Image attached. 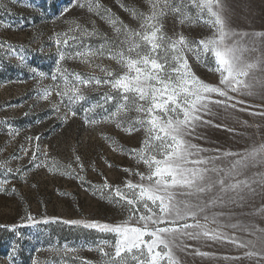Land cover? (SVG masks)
Listing matches in <instances>:
<instances>
[{
	"label": "rangeland",
	"instance_id": "374dc122",
	"mask_svg": "<svg viewBox=\"0 0 264 264\" xmlns=\"http://www.w3.org/2000/svg\"><path fill=\"white\" fill-rule=\"evenodd\" d=\"M80 2L85 5L83 8L75 6L76 0H0V43L3 44L0 47V264H102V254L96 249L103 241H108L104 251L114 253L111 246L114 234L99 233L82 225L69 226L57 220L121 222L126 219V213L114 203L116 187L126 191L127 181L147 184L139 175H148L147 166L130 151L143 146L145 132L139 125H136L138 131H125L136 113L127 116L121 113L116 118L105 119L107 113L97 109L89 114L90 119L97 122L88 123L82 109L90 104H75L72 110L77 116L61 122L64 113L69 111L64 106L68 98L64 97L61 102L57 92L65 86L70 90L76 84V75L103 80L109 78L107 72L115 75L121 70L107 48L102 54L98 51L104 43L101 36L86 38L94 55L59 62V66L67 70V85L60 77L51 80L50 74L57 66L58 50L70 54L84 51L80 45L71 47L72 40L69 46L57 45L58 33L77 36L81 35V28L95 29L110 39H122L124 26L139 30L141 20L133 10L137 14H148L149 0ZM223 4L229 26L237 33L229 42H237L245 62L260 61L258 67L243 78L252 85L254 94L230 92L236 100L244 101L235 109L225 111L212 106L217 113L213 123L231 131L215 127L200 129L205 138L194 137L192 143L209 150L220 148L231 152L259 149L264 147V115L254 113L264 112V37L251 33H264V0H223ZM65 9L69 11L61 15ZM187 11L192 20L184 25L171 14L165 16L164 29L169 35L182 33L198 40L213 34L212 27L196 20L198 10L189 8ZM117 27L121 28L120 34L115 31ZM21 56L25 57L23 65ZM34 69L37 75H33ZM39 72L45 76H39ZM197 75L219 85V73L200 67ZM56 85L58 88H54ZM79 87L91 103L111 91L106 85L81 84ZM46 90L51 92L48 99L43 98ZM218 98L213 96V99ZM54 105L60 106L59 113L52 111ZM106 107L109 112L114 111L112 104ZM27 137H39V141H28ZM37 144L39 151H36ZM21 146L28 149L27 155L21 151ZM34 151L42 167L30 163ZM203 155L215 153L209 151ZM227 162L225 159L218 163L224 167ZM256 173L264 175V166L257 164L237 179L258 180ZM105 184L110 187H104ZM252 187L256 192L248 193L243 201L209 208L206 212L209 220L199 218L204 229L188 230L202 232L206 229L225 239L178 236L170 245L174 260L178 264H264V233L257 230L253 235L245 230L252 225L264 229V214L258 211L264 209V188L257 184ZM28 214L37 223L27 221ZM141 214L147 215V212L141 209ZM213 214H216L215 222ZM187 222L196 221L189 218ZM12 225L17 228L12 230ZM232 239L241 244L252 241L255 246L238 247ZM158 250H162V246ZM248 251L260 255L246 256Z\"/></svg>",
	"mask_w": 264,
	"mask_h": 264
},
{
	"label": "snow or ice",
	"instance_id": "6c2138e0",
	"mask_svg": "<svg viewBox=\"0 0 264 264\" xmlns=\"http://www.w3.org/2000/svg\"><path fill=\"white\" fill-rule=\"evenodd\" d=\"M149 3L148 14H137L133 10V14L138 15L141 20L139 30L124 26L122 39H110L95 29L87 31L77 25L81 28V35L68 36L67 33H58L55 41L57 45L69 46V40H72L74 44L71 47L80 45L84 51L70 54L58 50L57 66L50 74L53 81L60 77L67 85V70L62 69L59 62L94 55L86 38L98 35L104 40L98 51L102 54L107 48L121 65V70L115 75L107 72V79L101 80L91 76L82 78L76 75V84L70 90L66 86L64 90H59L57 94L61 102L67 96L68 104L64 106L69 110L64 113L61 122L63 123L65 118L77 116V112L72 110L73 105L90 104L82 109L85 113L84 119L88 123L97 122L89 117V114L97 109H103L107 113L105 119L116 118L121 113L127 116L134 112L136 116L125 131H138L136 125H139L145 132L143 146L130 151L147 166L148 175L139 173L141 181L146 180L147 184L127 181L124 185L126 191L116 187L113 194L114 203L122 213H126V219L112 224L57 220L69 226L82 225L85 229L99 233L114 234L115 240L111 244L114 253L104 251V245L110 243L108 241H103L96 249L102 254V264H161L162 261L178 264L170 247L178 236L198 239L203 235L213 240L226 238L206 229L202 232L188 231L205 228V225L199 223V218L208 221L206 212L209 208L243 201L248 193L256 192L253 184L264 188V175L260 173L254 174L258 180L237 179L257 164L264 166V147L231 152L221 151L220 148L209 150L192 143L194 137L205 138L200 129H224L223 125L213 123L217 113L213 112L212 106L225 111L229 108L235 109L237 104H243L244 101L236 100L235 95H230V92L254 94L252 85L245 83L243 78L257 68L260 61L245 62L237 42H229L237 33L230 28L224 15L227 9L223 0H149ZM75 6L83 8L85 5L76 0ZM189 8L198 10V22L213 28L211 36L197 40L182 33L169 35L165 31V16L171 14L177 17L179 24L184 25L186 21L192 20L187 11ZM91 10L89 7V11ZM67 11L69 10L65 9L61 15ZM115 31L120 34L121 28L117 27ZM251 35L264 37V33ZM61 36L65 38L60 39ZM0 47H3L2 43ZM24 61L25 57L21 56V65ZM200 67L219 73V85L206 82L198 76L197 70ZM33 75H37L35 69ZM38 75L44 77L45 73L39 72ZM81 84H94L96 87L106 85L111 91L105 92L99 100L91 103L90 98L81 92ZM54 88H58V85ZM50 94L51 92L46 90L43 98L48 99ZM213 96L219 98L213 99ZM109 104H112L114 111H108L106 105ZM52 111L59 113L60 106L54 105ZM254 114L264 115V112ZM117 126L119 127V124ZM33 139L39 141V137L26 138L28 141ZM21 151L27 155L28 149L21 146ZM36 151H39L38 144ZM209 151L215 155H203ZM37 159L34 151L30 163L42 167L43 163H37ZM225 159L228 162L221 167L218 162ZM104 187L110 186L105 184ZM12 191L15 192V189ZM141 209L147 212V215L141 214ZM258 211L264 214V209ZM189 218L196 222L188 223ZM215 219L216 214H213V222ZM26 220L32 224L37 223L31 214L27 215ZM23 226L25 225H20ZM11 227L15 230L17 225ZM245 230H250L253 235L257 230L264 233V229H257L255 225ZM232 242L238 247L253 244L252 241L241 244L235 239H232ZM161 246L162 250H158ZM245 255L255 256L260 253L248 251Z\"/></svg>",
	"mask_w": 264,
	"mask_h": 264
}]
</instances>
